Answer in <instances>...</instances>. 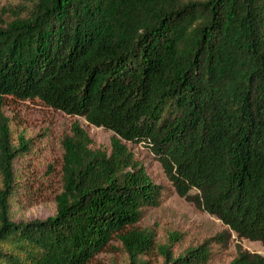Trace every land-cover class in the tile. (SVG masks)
I'll return each mask as SVG.
<instances>
[{
  "label": "trees",
  "instance_id": "16d2710c",
  "mask_svg": "<svg viewBox=\"0 0 264 264\" xmlns=\"http://www.w3.org/2000/svg\"><path fill=\"white\" fill-rule=\"evenodd\" d=\"M0 12V264H94L112 240L145 264L155 233L139 222L172 193L226 228L177 256L158 246L164 264H207L210 242L232 235L264 246V0H34ZM9 96L113 133L105 146L71 124L45 219H15L38 180ZM235 248L228 264H264Z\"/></svg>",
  "mask_w": 264,
  "mask_h": 264
},
{
  "label": "rangeland",
  "instance_id": "374dc122",
  "mask_svg": "<svg viewBox=\"0 0 264 264\" xmlns=\"http://www.w3.org/2000/svg\"><path fill=\"white\" fill-rule=\"evenodd\" d=\"M34 0H0L3 7L17 4L31 7ZM1 13V12H0ZM6 16V15H5ZM4 112L10 118L16 134L26 138L33 137L34 154L30 158L31 167L38 180L35 200L16 220L45 219L55 213V194L61 185L60 158L61 140L69 133L71 124L78 121L97 144L108 146L112 131L88 124L81 116L65 114L47 106L38 99L19 100L6 97ZM130 150L143 163L151 179L166 188H171L164 171L150 151L142 144L128 143ZM140 227H151L155 233L156 248L143 256L145 264H164V257L158 246H168L173 254H182L185 249L210 239L225 230L223 223L207 212L198 210L194 205L177 194L172 193L160 206L150 208L139 222ZM255 251L264 256V246L257 241L236 240L232 235L229 242L221 245L210 242L211 257L207 264H228L236 255L235 244ZM94 264H130L128 252L119 240H112L105 251L100 252Z\"/></svg>",
  "mask_w": 264,
  "mask_h": 264
}]
</instances>
